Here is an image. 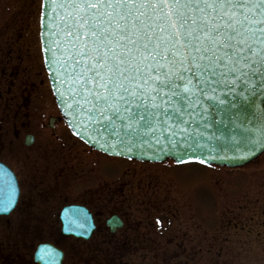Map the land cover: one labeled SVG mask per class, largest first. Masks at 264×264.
<instances>
[{
	"label": "flooded vegetation",
	"instance_id": "af4514ba",
	"mask_svg": "<svg viewBox=\"0 0 264 264\" xmlns=\"http://www.w3.org/2000/svg\"><path fill=\"white\" fill-rule=\"evenodd\" d=\"M39 47L27 39L22 54L0 51V69L7 71L0 75V160L19 187L17 206L5 216L7 264L14 262L10 237L18 229L33 238L42 234V242L62 252L61 264H264L240 254L264 235V210L223 211L222 202L206 223L193 208L190 187L210 183L222 199L219 181L182 175L175 164L111 162L116 158L77 138L43 77ZM93 154L105 159L102 165ZM162 166L173 168L162 172ZM236 184H224L223 191L236 194ZM67 206L85 212L87 238L64 233L60 215Z\"/></svg>",
	"mask_w": 264,
	"mask_h": 264
},
{
	"label": "snow or ice",
	"instance_id": "6c2138e0",
	"mask_svg": "<svg viewBox=\"0 0 264 264\" xmlns=\"http://www.w3.org/2000/svg\"><path fill=\"white\" fill-rule=\"evenodd\" d=\"M68 7L76 13L73 18L68 12L66 22L68 81L102 119L109 110L123 115L117 105L137 103L145 96L142 89L153 84L152 91L175 90L183 100L178 89L186 93L193 85L186 73L209 89V77H222L217 68L239 72L237 65L256 64L253 74L264 73V47H252L264 45L257 39V32L264 37V0H68ZM124 112L150 129L151 112Z\"/></svg>",
	"mask_w": 264,
	"mask_h": 264
},
{
	"label": "water",
	"instance_id": "95a60500",
	"mask_svg": "<svg viewBox=\"0 0 264 264\" xmlns=\"http://www.w3.org/2000/svg\"><path fill=\"white\" fill-rule=\"evenodd\" d=\"M68 12H73L75 18L76 13L68 7V0H43L41 39L57 103L70 127L86 143L110 155L140 161L172 160L228 167L242 166L264 150V73L253 74L252 69L258 67L256 64L247 68L237 65L239 72L215 69L222 73V77H209L211 89L196 84L193 74L186 73L189 79H193V85L186 93L183 88L178 89L183 100L173 95L175 90L152 91L156 87L153 84L142 89L147 98L141 96L135 104L117 105L123 115L114 116L111 110L103 114L104 119L96 115L90 104L81 103L83 93L77 95L72 90L78 85L68 81ZM250 15L255 18L254 13ZM257 39L264 37L257 32ZM252 47L258 52L264 45L254 44ZM220 79L224 83H212ZM135 87L140 89L139 85ZM138 105H143L147 111H142ZM125 108L145 116L151 112L150 129L144 128V122L138 117L132 119L128 112H124ZM180 112L184 115L181 116ZM129 124L131 127H126ZM133 130L138 135L133 134ZM192 144L194 150L188 148ZM1 180L0 176V213L11 210L16 202V194L13 196L12 192L3 191L7 186L3 188ZM70 210L76 215V209ZM64 224L66 228L72 226L68 216H64ZM44 251L45 246L40 248V258Z\"/></svg>",
	"mask_w": 264,
	"mask_h": 264
},
{
	"label": "rangeland",
	"instance_id": "374dc122",
	"mask_svg": "<svg viewBox=\"0 0 264 264\" xmlns=\"http://www.w3.org/2000/svg\"><path fill=\"white\" fill-rule=\"evenodd\" d=\"M41 2L42 0H0V51H13L11 56H15L14 53L16 52L23 53L27 39L32 42L37 40L39 44ZM42 66L41 59L36 74L37 79L42 78L40 73ZM23 67L24 65L21 68ZM43 71V77H45L48 84L44 66ZM6 72L7 71L0 69V75ZM93 155L94 162L102 165L105 159L100 157L101 155ZM263 156L264 154L257 159L258 163L264 162ZM109 160L111 162L120 161L118 159ZM0 161L3 162L2 160ZM135 162H129V164ZM164 167L165 166H162L160 168L162 172H166L173 168L172 166ZM248 167L249 166L238 170H221L213 168L210 169V173H208L205 167L198 164H190L178 166L177 172L182 175L190 173V178L195 176L193 179L219 181V183L222 184L220 187L218 186L220 194L223 198V202L226 204L222 209L223 211L234 210V212H237V206H244L247 208H240L239 211H254V213H260L261 210H264V168L251 171ZM234 181L238 183L236 184L237 193L232 195V192H230L231 194L228 195L223 191L222 186L227 183L233 185L235 183ZM23 186L24 188L26 187L24 183ZM229 190L231 191V188H229ZM190 194L195 199V205L193 206L194 210L205 214L206 223L213 222L214 220L210 217L220 211L218 208L219 205L223 206V203L219 204L221 200L217 197L215 188L210 183H206L202 188H194L193 190L190 187ZM262 220L258 221L261 222ZM5 221H7V217H0V264H7L6 256L8 251L6 237L8 236V228ZM24 226L26 227L27 223H25ZM23 231H25V229H21L20 231L18 229L14 231V235L10 237L14 243V251L12 253L14 262L12 264H31V261H33V250L38 243L42 242V234H39V238H33L32 232L28 235H24ZM263 240L264 235L258 236V240H254L249 249L240 252L242 257L255 261L264 260ZM257 247L260 248L255 249Z\"/></svg>",
	"mask_w": 264,
	"mask_h": 264
}]
</instances>
